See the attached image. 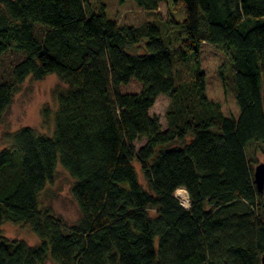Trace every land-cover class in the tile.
<instances>
[{"label": "trees", "instance_id": "trees-1", "mask_svg": "<svg viewBox=\"0 0 264 264\" xmlns=\"http://www.w3.org/2000/svg\"><path fill=\"white\" fill-rule=\"evenodd\" d=\"M172 2L196 68L179 57L184 84L150 21L121 24L90 0H0V57L21 55L0 80V121L28 77L66 85L52 138L21 127L0 150V264H262L253 151L264 146V0ZM132 79L141 89L122 91ZM159 95L171 101L165 129L149 113ZM58 162L75 180L73 224L39 207ZM6 221L30 225L40 244L5 237Z\"/></svg>", "mask_w": 264, "mask_h": 264}, {"label": "rangeland", "instance_id": "rangeland-1", "mask_svg": "<svg viewBox=\"0 0 264 264\" xmlns=\"http://www.w3.org/2000/svg\"><path fill=\"white\" fill-rule=\"evenodd\" d=\"M90 4L92 11H99L100 6L103 4L106 16L116 19L121 24L138 25L143 21H150L154 24L160 31L161 39L170 54L171 61L173 64L175 62L177 82L184 84V82L190 80V75L185 71L188 68L187 63L180 60V58L184 60L191 59L193 75L196 68L192 60V54L183 45L186 33L181 24L185 18V10L182 6L176 7L172 0L161 3L157 10L142 9L134 0H125L124 2L119 0H90ZM169 11L171 17L168 16ZM43 32L44 28L42 26L37 25L35 27V33L39 38L42 37ZM20 57L21 55L14 51H8L0 57V80L8 77L10 68ZM226 71L228 72H226V76L229 78L231 68L228 66ZM65 89L66 85L60 81L56 74H49L42 80H33L28 77L20 86L10 107L0 121V150L8 147L6 135L21 127H32L38 133L52 138L55 112L58 106L55 92L64 91ZM140 89L141 84L134 79L122 87L124 92H138ZM170 105L171 101L167 96L159 95L149 110L151 115L158 117L162 129L167 127L166 112ZM144 143L145 138L134 142L136 149H139ZM263 149L264 146L253 151L254 156L258 159L257 163L263 161ZM249 150L253 149L249 148ZM134 165L140 183L151 191L140 170V165L137 162ZM74 181V178L58 162L53 180L47 183L39 194V207L49 208L53 215L60 217L67 224L75 223L80 214L77 203L70 193V187ZM262 194L264 204V189ZM150 213L154 214V211H150ZM262 214L264 216V210H262ZM1 230L5 237L11 240H23L31 246H38L41 242L28 224L6 221L1 225ZM45 264L52 263L47 261Z\"/></svg>", "mask_w": 264, "mask_h": 264}, {"label": "water", "instance_id": "water-1", "mask_svg": "<svg viewBox=\"0 0 264 264\" xmlns=\"http://www.w3.org/2000/svg\"><path fill=\"white\" fill-rule=\"evenodd\" d=\"M254 182L259 192L264 188V162H259L254 167ZM261 263L264 264V254L261 256Z\"/></svg>", "mask_w": 264, "mask_h": 264}, {"label": "built area", "instance_id": "built-area-1", "mask_svg": "<svg viewBox=\"0 0 264 264\" xmlns=\"http://www.w3.org/2000/svg\"><path fill=\"white\" fill-rule=\"evenodd\" d=\"M175 196L183 206H189L188 194L184 188L176 189Z\"/></svg>", "mask_w": 264, "mask_h": 264}]
</instances>
